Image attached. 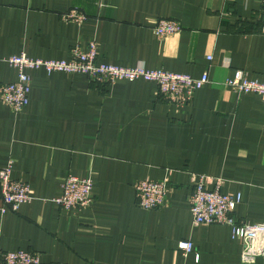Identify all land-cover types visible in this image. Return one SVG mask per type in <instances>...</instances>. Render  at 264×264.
I'll use <instances>...</instances> for the list:
<instances>
[{"label": "crops", "instance_id": "0c3cea01", "mask_svg": "<svg viewBox=\"0 0 264 264\" xmlns=\"http://www.w3.org/2000/svg\"><path fill=\"white\" fill-rule=\"evenodd\" d=\"M72 10L84 20H68ZM159 19L182 30L158 39ZM262 29V0H0V84L16 79L10 56L68 61L91 42L100 63L209 77L178 106L152 82L28 70L27 106L0 103V168L11 162L33 199L0 213V249L38 253L39 264H242L229 226L193 225L189 197L192 175L219 178L221 194L241 195L234 219L264 224V102L224 85L237 69L264 81ZM67 174L91 179L88 207L53 202ZM162 179L164 204L138 207L135 183Z\"/></svg>", "mask_w": 264, "mask_h": 264}, {"label": "built area", "instance_id": "2783aa9c", "mask_svg": "<svg viewBox=\"0 0 264 264\" xmlns=\"http://www.w3.org/2000/svg\"><path fill=\"white\" fill-rule=\"evenodd\" d=\"M263 5H264V0ZM66 18L76 23L84 20V15L76 10L70 11ZM181 25L174 20L159 19L152 26L151 31L158 39L179 33ZM264 34V29H262ZM96 43H89L87 50L82 51L74 47L68 61L32 59L25 54L10 56L7 64L15 69L16 79L12 83L0 84V103L19 113L28 104L31 80L28 70H43L50 74L60 72L66 74H80L90 81L102 86H110L116 81L152 82L156 85L158 95L167 103L178 106L189 104L193 94L209 83L206 73L199 78L188 75L167 72L162 69H145L142 67H118L108 63H100L96 59ZM210 61L211 57L208 56ZM224 85L237 94L252 93L258 95L264 102V81L251 79L237 69ZM12 163L8 162L0 168V197L3 206L0 209L3 215L8 209H17L33 199L32 192L26 183L11 179ZM193 190L189 197V211L193 225H227L231 229V238L241 243L240 261L242 264H254L256 258L264 256V224H250L237 221L233 217L235 207L241 202V195H224L220 193L222 180L206 178L203 175H192ZM210 180L211 189L206 183ZM92 181L89 176L78 178L67 174L61 183L60 195L53 200L55 204L65 210L81 209L91 202ZM169 190L166 179L160 181L142 180L134 185L137 205L143 210L160 208ZM177 247L183 254L192 252L191 241H179ZM198 259V256H196ZM38 253L27 251L6 252L0 249V264H39Z\"/></svg>", "mask_w": 264, "mask_h": 264}]
</instances>
